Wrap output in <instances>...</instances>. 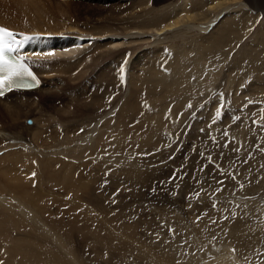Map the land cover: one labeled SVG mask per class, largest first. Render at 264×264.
<instances>
[{"label": "rangeland", "instance_id": "1", "mask_svg": "<svg viewBox=\"0 0 264 264\" xmlns=\"http://www.w3.org/2000/svg\"><path fill=\"white\" fill-rule=\"evenodd\" d=\"M85 1L86 0H70V2H67L65 0L62 2L59 0L58 2L63 3L64 5L69 3L70 6L75 9V14L79 15V17L83 18L85 23H87L88 20L86 18L96 14L97 9L95 2L87 0L89 3H86L87 1ZM181 1L182 0H161L157 5L152 4L151 2L149 6L155 10L165 7V9L169 8L173 11L177 8V5L179 6ZM8 2L9 1L6 3ZM66 2L67 4H65ZM186 2L188 3V9H190L192 6L191 0H187ZM6 3L4 1L2 4L5 5ZM107 4L110 3L103 4L104 7H106ZM209 10L210 9H208L209 14L213 15ZM138 11L139 9L135 8L133 12L135 15H138L141 13ZM192 13L196 12L193 11ZM225 13H223L224 16L222 15L219 18L220 20L225 16L227 17V13L231 18L236 19H239L240 16L243 15V12L237 11L236 8L230 13ZM155 14L156 12H153L152 15ZM201 14L202 13L197 16L201 18L200 16L203 15ZM251 14L254 16L255 21L253 19L249 21V23L246 24L248 26L247 28H245L243 24L233 25L234 30H239L238 34L233 35V29L231 27V38H233V42H229V44L226 45V48L220 47V49H217L218 52L221 53V55H218V60H220V58L223 60L221 67V80L214 83L213 79L202 82L207 77L206 74H203L200 79L202 83L200 84V87L192 93L193 95L188 88L182 87L183 90L181 89V92L178 93L167 94V91L163 89L156 93L157 95H150V97L148 93L141 90L140 79L145 75L149 65L152 63V59L153 61L155 60L154 51L158 50V48L161 47V50L163 48L167 52L169 51V46L180 48L184 45L190 46L194 41L201 42L204 37L209 35L200 29L202 19L196 18L192 25V29H188L185 25H182L177 33L170 31L160 35L164 39L159 45L160 47L155 46L150 48L151 45L154 46L153 40L149 46H140V43L137 44L138 42H134L133 45L130 46L131 49L128 50V54L131 51L132 54L129 55H133L131 58L129 56V78L132 79V91L137 92L139 95L138 96L137 93H135L136 95L134 96L137 97V99L139 98L140 101H136L139 103H136L138 106H136L134 116L132 117L131 130L135 131L136 128L141 130L148 128V119L151 120L156 115L160 116L166 109L165 107V109L163 108L158 111V109H160L159 107L162 105L168 106L173 102L175 104V100H177L178 97L180 98L178 100L181 102V99L184 101L186 97H190L191 95V97L195 98H192L191 102L193 103H187L185 109L181 110L183 113L182 115L180 114L179 117H172L173 119L171 118L169 120V117L167 116L166 124L159 126L157 131V128L155 129L157 133H154L156 136H152V141L142 145L135 143L136 145L134 146L139 148V150L135 151L138 165L148 171L147 175L129 174L126 170H129L130 165H128L126 161H122L120 166L118 165L119 167H114L117 164H113L114 166L112 165L114 161H111L110 157H108V153L102 154L98 159L90 157L80 158L79 156L65 157V159H67L66 162H71L68 163V165L70 168L73 167L70 171L75 175V180L80 176L83 182L87 181L89 187L86 188V190L80 189L76 191L78 189L76 188L77 186H74L73 189H65V187L63 188L62 186H52L51 188L49 187V189L47 185V189L50 193L46 194L49 198H45H48L47 200L49 203L45 205L43 212L38 211V208L40 207H34V210L31 211L32 206L30 205L28 206L31 208L24 207L23 209V212L29 217H34L33 212L37 209L36 211L41 215L39 216L36 214V219H39L38 226L33 225L32 228L31 226L26 227V232L23 228L14 229L11 231L12 239L5 237L0 238V258L2 257L4 261L8 259L9 253H11L9 249H14L16 246V249L14 250L18 254L16 261L20 260V264H145L142 263V261H146V259L143 257V253L140 249L141 247L146 248V246L145 244L140 246L137 241L142 237L147 240L151 238L149 241H152L153 244L164 242L163 244L165 246L166 244H170L174 248H183L185 250L190 247L194 248L191 245L187 247V244H194L193 246H195V243H197L200 246V254L208 259L206 260V264H218L216 260H220L224 255L221 253H226L227 250L230 252L232 251V254L237 252L236 255L242 262H245L244 264H264V91L261 90L264 82H261V86L257 81L253 82L254 80L249 79L246 84L241 86L242 90L238 92L235 88L237 82L233 84L235 75H238L237 72H241L240 69L247 67L244 66V64L252 63V68L255 67L254 62H248L250 59L245 58L247 54L252 55L254 49L258 52L257 55H260V64H264V39L262 40L260 38L256 41V38L258 39L261 34L260 31L264 28L262 26L264 24V13L262 11V14H257L252 10ZM210 17L211 15H205L204 21H207ZM219 19L214 25L211 23L213 29L210 27V31L215 29L220 22ZM226 22L228 24L230 18H227ZM237 24H239V22H237ZM0 25L4 24L0 22ZM223 28L224 25L220 27V30H217V33H221ZM27 32L28 31L21 28V33L29 34ZM135 38L136 37H133V39ZM155 38H157V36H153L152 39ZM81 45L83 46L84 44ZM89 45L82 47L83 49L81 48V50H84ZM248 46L251 48H248ZM189 56V60H192L194 54H190ZM254 58L256 57L254 56ZM242 60L243 65H240L242 64ZM149 61H151V63L148 64ZM113 66H115V64ZM120 67L118 66V68L116 67L117 69L114 70L113 68L108 69L107 72L109 75L106 72L102 77H96V83L91 85L90 88L88 87V89H85L84 92V86L80 87L79 91L82 90V92L85 93L83 94L84 98H82L80 105L83 104V101L84 103H92L94 105L93 98L96 97L94 95H100L99 98L98 96L96 97L98 99L95 98V103L97 102L99 104V102L96 101L99 99H103L104 102L107 103L111 102L113 98L118 95L114 90L112 91V85H110V81L113 79L114 74L118 73L117 70H119L118 75L121 73L120 77L123 76L122 79L124 80L126 78V75L124 78L123 73L126 67H124L122 63L120 64ZM121 69H123V72H121ZM234 69L235 71L232 72L231 70ZM253 71L254 74L256 70L253 69ZM215 72L217 71L213 69V73ZM85 76L83 75V78ZM120 77L117 78L118 83L122 80ZM52 78H54V76H52L51 79ZM107 78L111 79L108 81ZM130 79L128 80V84H130ZM89 80L91 81L92 79ZM124 80L119 83V86H122ZM252 82L253 87L250 89L249 83ZM186 89H188L189 92ZM45 92L46 90L42 91V93ZM86 92L89 94L86 95ZM182 92L185 95H183ZM125 94H123V96H126ZM36 95L37 94L30 95L29 98L31 100L35 99L37 97ZM88 95L91 97H88ZM92 96L94 97L92 98ZM68 98L73 97L68 94ZM169 100H171V103ZM65 101H63L62 104L60 100H56L55 104L50 106L51 108L48 107L46 109L42 108L41 110H33L29 113L28 118L25 117L21 120L22 125L35 129L33 131L34 133L30 134V143L28 141L27 147H23L22 149L18 147L24 152L23 157H25L26 153L31 157L30 155L36 151L39 156L41 153H44V155L52 154L53 158L61 159V157L63 158V156L59 154L61 151L66 149L65 151H73V154L76 155V151H79L77 149H80L82 143L90 141V137L93 135L90 130L94 129L95 124L93 118L97 116V110L100 109V105L98 108V104L96 103L95 106L97 108L95 106L92 108V106L86 104L87 106H81L80 109H74L72 106L73 104L71 105L69 99ZM121 101L123 102L121 98L117 100L113 110L120 109L123 104ZM59 108L64 110V112ZM23 110L26 109L23 108ZM51 110L55 113L53 114ZM46 111H48V113ZM76 111L78 113H75V118H73V112ZM112 113H114L112 110H108L105 113L102 112V114H98L99 118L96 122L100 121L97 124V127L100 130H105L107 127L105 126L107 123L106 121L113 116ZM58 116L59 118L56 119ZM79 119L83 121H81V125L78 126L79 123L77 124L76 122ZM115 120L116 118L114 117L112 119L113 123H115ZM47 123L49 124L47 125ZM74 126L76 128L72 129ZM77 128H79V130H77ZM40 129L42 133L44 130V133L42 134V143L39 142L43 147L39 146L34 150L32 145L34 136L32 135H35ZM99 129L94 132V135L100 131ZM46 130H48V132ZM77 131L79 132L77 133ZM241 133L247 136L245 144L243 139L240 138ZM6 143L3 142L1 146L5 147ZM12 148L13 147H8L4 149L0 152V157L5 151H10ZM13 149L15 151L18 150L16 147ZM231 154H233V157H231ZM89 156L94 157L90 152ZM44 157L45 156H42V158ZM209 157L211 159H209ZM251 159L253 160L254 165L255 163H258L256 168L261 169L257 171L256 174L254 172L251 173L248 168L244 170L241 169L243 166L251 162ZM23 161L24 160H22V164ZM29 163L30 162L26 161L24 162V166H22L20 162L17 165L19 172L22 173L23 171V174L28 175L32 181L31 186H33V190L39 191V193L41 192L40 194H43L44 187L40 186L37 188L39 179L37 175L38 166L35 164L34 159L31 164ZM30 167L33 169H30ZM60 167L59 164L56 165L54 169L61 174L69 169L68 167H65L66 169H60ZM110 168H112V170ZM208 171L210 173H208ZM238 172L242 178L238 176ZM33 173H35V175H33ZM92 175L94 176L92 177ZM141 176L143 177V181ZM0 178L2 179V182H4L1 174ZM223 182L226 184L229 182L234 183L238 190H231L228 188L222 190L224 187L219 186V184H222ZM77 184L85 186L80 184V182H77ZM216 186L219 187L216 189L214 188ZM4 200L8 201L10 198L5 196ZM0 202H2L1 198ZM69 202L70 204H68ZM12 204H14V202H12ZM254 207L256 211L254 210ZM239 209H242L243 212ZM28 211L29 214H27ZM21 212L22 211H20L19 214H21ZM42 213L44 215H42ZM88 213L95 220L98 219V221H101V224L103 223V226L105 225V228L108 230L104 229L102 231L107 246L105 244L101 245L99 240L97 241L95 237L91 236L84 227L85 225L82 221L84 216ZM179 216L184 217L185 220H187V224H196L198 222L201 226V221L206 226L211 225L213 229L216 228L223 230V233H221L218 238L219 234L216 233L217 235H214L212 231H209L206 234H203L202 240L194 238L195 240L188 241V236L191 237L190 232L194 227L186 226V224L180 220ZM245 216H247V218ZM46 217L48 219H46ZM115 218L118 221H116ZM27 219L29 220V218ZM237 219L241 224L236 223ZM50 221H54L55 225H50ZM85 221L88 223L91 222L89 220ZM128 221L138 228L139 233H130L129 238H126L125 236L116 238L119 237L118 231H121L120 229H122L121 223H126ZM243 221L244 223L246 222L245 227H243ZM41 227L44 229L49 227L48 229L51 230L52 234H49L48 231H45L46 229L44 230L42 228L41 230H44L46 233L42 231L43 233L41 234L43 235H40L37 228L40 229ZM63 229H68V232H64ZM30 233L33 235L30 236ZM38 235H40V238ZM44 235L45 237H43ZM259 235H261L260 238ZM203 238L209 240L205 241ZM239 238L242 239V243L240 242V244H250L252 250L254 248L257 249V254L255 256L257 258L255 261H250L251 259L248 258L247 254H244L243 257L239 255V249H236L238 246H234L236 239ZM44 240L47 241L45 242ZM16 241L17 243L15 245ZM121 241L123 242L121 243ZM125 243L127 244L126 246H124ZM203 243L205 246H203ZM223 244L230 245V249L229 247L225 248L226 246L222 247ZM92 245L95 249L94 253L92 252ZM243 246L246 247V245ZM213 247H216V252L219 254L214 255L211 253L209 248ZM234 249L235 252H233ZM194 250L196 249L194 248ZM203 250H206V252H203ZM24 252H27V256L23 254ZM189 252L190 250L187 253ZM182 254L185 255V253ZM90 255H96L95 257L97 260Z\"/></svg>", "mask_w": 264, "mask_h": 264}, {"label": "bare ground", "instance_id": "2", "mask_svg": "<svg viewBox=\"0 0 264 264\" xmlns=\"http://www.w3.org/2000/svg\"><path fill=\"white\" fill-rule=\"evenodd\" d=\"M4 1L5 3L7 1L9 2L3 5L2 3ZM58 1L59 0H47V1H44V0H0V22L2 24L8 26L9 29L15 30L18 33H21V28H23L26 31H28L27 33H29V36L38 37L36 39H31L30 45L26 49V52L30 53L34 57H38V59L33 60L34 63L38 66V69H37L38 75L40 77L42 76L47 77L44 80L41 79L42 84L35 90L12 91L10 93H7L4 97H0V103H1L0 104L1 105L0 106V152H2L4 149L8 147H13V148L16 147L18 149L15 151L12 148L10 151H5L4 154L0 157V174L3 177V181H4L2 182V179L0 178L1 180L0 181V198L2 199V202H0V238L5 237L8 239L9 238L12 239L11 231H13L14 229L23 228L26 232V229H25L26 227L31 226L32 228L33 225L38 226L39 219H36V216H37L36 214H38V212L36 211L37 209L33 212L34 217H29L28 215H26V213L23 212L24 211L23 209L24 207L31 208L28 206L30 205L32 206L31 211L34 210L33 209L34 207H37V208L40 207L38 208V211L43 212V208L45 207V205L49 203L47 200L49 196L48 195L46 196V194L50 193L49 190L47 189V185H48V188L49 187L51 188L52 186L53 187L62 186L63 188L65 187V189H73L74 186L75 187L77 186L76 188L78 189L76 191L80 189L86 190V188L89 187V185L87 184V181L83 182L80 176L77 180H75L76 179L75 175L73 174V172L70 171V169L72 170L73 167L70 168L68 165V163H71V162L69 161L66 162L67 159H65V157L67 156H74V157L79 156L80 158L90 157V158L98 159L102 154L108 153L109 154L108 157H110L111 161H114L112 165L117 164L115 166L113 165L114 167H119L122 161H126L127 164L130 165L129 170H126L129 174L131 175L141 174L142 176L148 174V171L146 169L138 165V160L136 159L135 151L139 150V148L134 146L136 145L135 143H138V145L139 144L142 145V144H147L150 141H152V136L154 135V133H157L156 131L158 130L159 126L166 124L167 116L169 117V120H170L172 117L176 118V117H179L180 114L182 115L183 112L181 110L185 109L186 104L190 103L193 97H191L190 95V97H186L184 101L183 99H181L182 100L181 102L180 100H178L180 99L178 97V99L175 100V104L173 100L172 101L173 103L169 104L168 106L162 105L163 107L162 106H161L162 108L159 107L160 109H158V111L163 108L165 109L166 107V109L162 113L163 115L162 114L160 116L156 115L151 120L148 119L147 125L149 126L148 127L149 129L145 128L141 130L139 128L138 129L136 128L135 131H132L131 121H132V117L134 116L136 106H138L137 104L139 103L136 101H140L139 98L137 99V97L134 96L136 95L135 93L137 92L132 91V88H131L132 79L129 78L130 77L129 59L133 55L130 56L129 54H132V53L130 51V53L128 54L129 52L128 50L131 49L130 46L133 45L134 42H138L137 44L140 43L139 44L140 46H143V45L149 46L153 40L154 46L151 45L150 48L159 46L162 40H164L163 37H161L160 35L170 32V31L177 33V31L182 25L183 26L185 25L188 29H192L193 28L192 25L195 22V19L199 18L197 15L202 13L203 15L201 14L202 16H200L201 18H199V19H202V23L200 24V29L203 32L208 33L209 35L206 34L207 36L204 37L203 40H201V42L194 41V43H192L190 46L184 45L181 48L175 47V46H169L168 47L169 51L167 52L163 48L161 50L160 49L161 47L159 46L160 48L154 51L155 60L153 61L152 59V63L151 61L148 62V64L149 63L151 64L149 65L148 70L146 72L144 71L145 75L140 79L141 90L148 93L149 96L154 95L163 89L167 91V94L178 93V92H181L180 90L182 89V87L188 88L192 94L197 88L200 87V84L202 82H205L209 79H213V83L221 80V77H222L221 67H222L223 60H221L222 58L218 60L219 59L218 55H221V53H219L217 49H220V47L226 48V45H228L229 42H233V38H231L232 29H233V35L238 34L239 32V30L237 29L234 30L233 25L243 24L245 28H247L248 26L246 24L249 23V21H251L252 19L255 21L254 16H252L251 14L252 10L255 11L257 14L258 13L262 14V11L264 13V0H191L192 6L190 7V9H188L187 7L188 5V3L186 2L187 0H182L179 6L177 5V8L173 11L169 8L165 9V7L155 10L154 8L149 6L151 2L152 4L157 5V3L160 2L161 0H90L96 3L97 13L92 16H88L86 18L88 22L85 23L83 18L75 14L76 12L75 9H73L69 3L67 4L68 1L70 2V0H66L67 2L65 4L67 5H64L63 3H60ZM61 1L64 2L65 0H61ZM107 1L110 4H107V6L104 7L105 3H108ZM86 3H89V2L87 1ZM135 8L139 9L138 12H141V13L140 14L137 13L138 15H135L133 12ZM235 8L237 11L243 12V15H241L239 19L231 18L228 15V13H227V17L225 16L221 20L219 19L222 15L224 16L223 13L225 12L230 13ZM208 9H210L209 11L213 13V15L209 14ZM193 11H195L196 13H192ZM153 12H156V14L152 15ZM205 15L207 16L211 15V17L207 19V21H204ZM227 18H230V22L228 24L226 22ZM218 19L220 20V22L218 23L216 27L214 26L215 29L213 31H210V27L213 29V26L211 23H213L214 25L218 21ZM237 22H239V24H237ZM223 25H224V28L222 29L221 33H217V30H220V27ZM262 26L264 27V24ZM260 33H259L260 36L258 39L256 38V41H258L260 38L262 40L264 39V28L263 30L260 31ZM153 36L155 37L157 36V38L152 39ZM129 37H130V40H129ZM133 37H136V38L133 39ZM81 44H84V45L82 46ZM87 45L89 46L86 47L84 50H81L82 47L87 46ZM249 47L250 46H248V48ZM48 53H54V54L49 55ZM189 53L194 54V57L192 60H189L190 59ZM257 53L258 52L254 49L252 51V55L247 54L245 56V58L250 59L248 60V62L250 61L254 62L255 67L252 68V63H246L249 65L244 64V66H247V67L240 69L241 72H237L239 76L237 74L235 75L233 84L237 82V84L235 85L237 92L242 90L241 86L246 84L249 79L254 80L253 82L257 81L258 84L262 86L261 82H264V76H263L264 64L262 65L260 64L259 62L260 55H257ZM254 56L258 59L254 58ZM243 60H242V64L240 65H243ZM187 61L189 62V64ZM121 63L124 67H126L123 72L124 78L126 75V78H125L126 81L122 79L123 76L120 77L121 73L120 75H118L119 70H117L118 73L114 74L113 79L110 81V85H112V91L114 90L116 94L118 93V95L115 97L113 96L114 97L113 100L109 103L104 102L103 99H102L103 101L100 99L96 100L99 102V104L97 102L96 103L98 104V108L100 105V109L98 110L94 109V110H97L98 114L100 113L102 114V112L105 113L108 110L109 111L112 110V112L115 113V114L112 113L113 116L109 118L108 121H106L107 123L105 124V126L107 127L105 128V130H100L97 127L98 126L97 124L100 122V121L96 122V120L99 118L97 114V116L93 118V122L95 124H94V129L90 130L93 133V135L90 137V141L82 143V146H80V149H77L79 151H76L77 153L75 152L76 155L73 154V151L69 152V150L65 151L66 150L65 149L64 151H61L59 153L61 156H63V158L61 157V159L53 158L52 154L44 155V153H41L39 156V154L36 151H34L32 155H30L31 157H29L27 153L25 154V157H23L24 152L21 151V149L23 147H27L30 134L31 133L33 134L34 133L33 131L35 129L22 125L21 124L22 119H24L25 117L28 118L29 113H31V111L33 110H36V109L41 110L42 108L46 109L48 107L51 108L50 106L54 105L56 100H60L62 103L63 101L69 99L71 105L73 104L72 106L74 109L76 108L80 109L81 106L83 107L86 104H88V103H84L83 101V104L80 105L82 98H84L83 94L85 93L83 92L85 91V89H88V87L90 88L91 85L96 83V79H95L96 77H102L103 74L106 73L107 70L110 68H113V70L117 69L118 66L120 67ZM114 64L115 66H113ZM105 65L106 67L104 68ZM213 69L216 70L217 72L213 73ZM253 69L256 70L254 74H253L254 72ZM231 71L234 72L235 69ZM82 74L84 76L86 75L85 76L86 78L85 77L83 78ZM203 74H206L207 77L204 81L201 82L200 79ZM52 76H54V78L51 79ZM118 77L124 80V83H122V86H119V83L122 80L120 79L121 81L118 83V80H117ZM89 79H92V80L90 81ZM110 79L111 78H109L108 81ZM129 79H130V84H128ZM253 82L249 83L250 85L247 84L249 85L250 89L253 87ZM82 86H84L83 88L84 90L83 92L82 90H80L81 91L80 92L79 89ZM188 89L186 90L188 91ZM43 90H46V92L42 93ZM261 90L264 91V84H263V87H261ZM33 94H37L36 95L37 97L35 99H32L34 101H32L29 98V96ZM68 94L72 95L73 98H68ZM87 94L89 93L86 92V95ZM123 94H125L127 97L123 96ZM94 96L96 97L98 96L99 98L100 95H94ZM94 96H92V98ZM88 97H91V96L88 95ZM96 97L93 98L94 105L90 103L88 104V106L90 105L92 106V108L93 106H95ZM123 97H126V98H123ZM120 98L121 100H123V102L121 101V103H123L122 106L120 107V109L113 110L114 106L117 103V100ZM169 101L171 103V100ZM23 108L26 110H23ZM62 111L64 112V110ZM46 112L48 113V111ZM75 113L77 114L78 112L77 111L73 112V118H75L74 117ZM114 117L116 118L115 123H113L112 121ZM57 118H59V116L56 117V119ZM81 121L83 120L79 119L76 122L77 124L79 123L78 126L81 125ZM48 124L49 123H47V125ZM75 126L72 129H75L76 128ZM40 128H43V127H40ZM79 128H77V130H79ZM98 129L100 131H98V133H96L95 134L96 136H95L94 132ZM46 131L48 132V130ZM78 132L79 131H77V133ZM43 133H44V130H43ZM43 133L40 129L39 132L35 133V135H32L34 136L32 140V145H33L34 150H36V148H38L39 146L43 147L42 144L39 143V142L42 143ZM242 133L240 134V138L243 139V142L245 144L247 136L243 135ZM3 142L5 143L7 142L5 147L1 146ZM18 147H20L21 149ZM89 152L90 154L94 155V157L89 156ZM53 154H56V153H53ZM42 156H45V157L42 158ZM231 157H233V154H231ZM33 159H34L35 164H37L38 166L37 175L39 179H38L37 188L40 186L44 187L43 189L44 192H42L43 194H40L41 192L39 193V191L33 190V186H31L32 181L29 178V176L26 174H23V171L22 173H20L19 168L17 167V165L20 162L22 164V160H24L22 164V166H24V162L28 161L30 162L29 164H31ZM109 163H110V160H109ZM253 163L254 162L251 159V162L243 166L241 169L244 170L248 168L251 171V173L254 172L256 174V172L261 169L256 168L258 163H255V165ZM59 164L61 166L60 169H64L65 167H68L69 169L65 170L66 172L63 170L65 173L62 172V174L59 172H56L54 167ZM30 169H33V168L30 167ZM110 169L112 170V168ZM208 173L210 172L208 171ZM93 176L94 175H92V177ZM238 176L242 178L239 172H238ZM142 181H143V177H142ZM77 182H80V184L85 185V186H80L79 184H77ZM219 186L224 187L222 190L226 188L231 189V190H238L236 185L232 182H229L228 184L223 182L222 184H219ZM219 186H216L214 188L217 189ZM5 196L9 197L10 200L8 201L4 200ZM45 197H48V198H45ZM12 202H14V204H12ZM68 204H70V202ZM242 209H239V210L243 212ZM254 210H255V207H254ZM18 211L19 212L22 211L21 214H19ZM27 214H29V211ZM42 215L44 214L42 213ZM179 217H180V220L186 224V226L194 227L192 231L190 232L191 237L188 236V239H187L188 241L195 240L196 238L202 240L203 234L204 233L206 234L209 231H212L214 235L219 234L218 238L220 237L221 233H223V230L221 229L219 230L216 228L213 229L211 225L206 226L201 221H200L201 226L199 225L198 222L196 224H189V223L187 224L186 223L187 220H185L184 217H181V216ZM245 217L247 218V216ZM27 218H29V220ZM46 219L48 218L46 217ZM84 219L89 220L91 222L88 223ZM84 219L82 222L85 225L84 227L86 228L87 232L91 234V236L95 237L97 241L99 240L101 245L102 244L106 245V239L102 235V231L106 229L105 225L103 226V223L101 224V221H98V219L95 220L89 213L86 216H84ZM28 221H31V222H28ZM116 221L118 220L116 219ZM52 222L49 224L55 225V222L54 221ZM236 223L239 224L240 221L237 219ZM245 223L243 221V227L246 226ZM42 228L43 227H41L40 229L37 228L40 232L39 233L40 235H43L41 233H43L45 229H46L45 231H48L49 234H52L51 230L48 229L49 227L48 228L46 227L45 229L43 228L44 230H41ZM121 228H122L120 229L121 231H118L119 237H116V238H121L123 236H125L126 238H129L130 233L132 234L136 232L139 233L138 228L136 226H133L129 221L126 223H121ZM37 229H36V232H37ZM213 230H215L216 232ZM61 231H62V228H61ZM64 232H68V229H65ZM31 233H30V236L33 235ZM28 234H29V231H28ZM40 235H38L39 238H40ZM43 237H45V235ZM260 237L261 235H259V238ZM112 238H113V235H112ZM241 238L236 239V242L234 245V246L236 245L238 246V248L236 247V249L237 250L239 249L238 250L239 255L243 257L244 254H247L248 258L251 259L250 261H255V259L257 258L255 257L257 254V249L254 248L252 250V246L250 244L249 245L240 244V242L242 241ZM149 240L142 238V237L139 238V240H137L140 246L143 244H145L146 246V248L141 247L140 249L143 253V257L146 259V261H142V263H145V264H206V260H208L204 257V255L200 254L201 253L200 248H199L200 246L197 243H195V246H193L194 244L186 245L187 247L191 245L196 250H194V248H191V247L185 250L183 248H179V249L174 248L172 245L166 244V243H165L166 244L165 246L163 244L164 242H158L156 244H153L152 241H149ZM203 240L207 241L209 239L203 238ZM44 241L46 242L47 240H44ZM122 242L123 241H121V243ZM16 243L17 241L15 242V245ZM198 243H201V242H198ZM126 245L127 244L125 243L124 246ZM243 245H246V247ZM203 246H205L204 243H203ZM224 246H226L225 248H228L230 245L223 244L222 247ZM92 247H93L92 252L94 253V250H95L94 246L92 245ZM15 249H16V246L14 249H9L11 253H9L8 259L4 261L3 258L1 257L0 264H20L19 263L21 262L20 260L16 261L18 254L16 251H14ZM189 250L190 252L187 253ZM209 250L214 255L219 254L218 252H216V247L209 248ZM203 252H206V250H203ZM231 252L228 250L226 251V253L222 252L221 254H224L223 257L222 258L220 257L221 259L216 260V262H218V264H244L245 263V262H242L238 258V256L236 255L237 252H235V249L233 251L235 252L234 254H232ZM182 253H185V255H183ZM23 254L27 256V252H24ZM95 256L96 255L92 256V258H94ZM210 257H213V256H210Z\"/></svg>", "mask_w": 264, "mask_h": 264}, {"label": "snow or ice", "instance_id": "3", "mask_svg": "<svg viewBox=\"0 0 264 264\" xmlns=\"http://www.w3.org/2000/svg\"><path fill=\"white\" fill-rule=\"evenodd\" d=\"M17 35L22 36L23 39H17ZM36 38L38 37L24 33L17 34L7 27L0 26V97L13 90H32L39 86L40 80L31 66L33 61L18 54V49L25 41Z\"/></svg>", "mask_w": 264, "mask_h": 264}]
</instances>
